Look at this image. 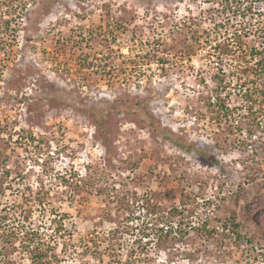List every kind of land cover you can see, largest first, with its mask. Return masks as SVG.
I'll list each match as a JSON object with an SVG mask.
<instances>
[{
  "label": "rangeland",
  "instance_id": "obj_1",
  "mask_svg": "<svg viewBox=\"0 0 264 264\" xmlns=\"http://www.w3.org/2000/svg\"><path fill=\"white\" fill-rule=\"evenodd\" d=\"M222 1L0 0V173H23L34 188L44 182L46 213L65 214L70 231L46 227L56 239L52 264H264V52L208 55L235 29L264 51V0L247 15ZM245 58L253 69L242 72L235 64ZM226 82L228 117L210 104ZM50 83L73 104L146 102L195 148L153 133L133 108L116 114L109 157L87 116L41 99ZM24 96L41 101L42 116ZM176 206L183 213L162 222ZM233 215L239 243L213 231ZM113 228L118 238L108 243ZM4 252L0 264H32Z\"/></svg>",
  "mask_w": 264,
  "mask_h": 264
},
{
  "label": "trees",
  "instance_id": "obj_2",
  "mask_svg": "<svg viewBox=\"0 0 264 264\" xmlns=\"http://www.w3.org/2000/svg\"><path fill=\"white\" fill-rule=\"evenodd\" d=\"M245 1L247 3L245 4ZM224 7L228 10H232L236 15L252 13L255 10L253 0H224L222 1ZM215 22V25H218ZM249 33V32H248ZM248 33H240L238 29H235L232 35L225 36L223 40H216L214 44H210L209 57L217 55V58H223L225 56L239 58L241 52L246 50L249 55L252 52L259 51L263 54V50L258 49L255 45H247L242 41L243 36H248ZM232 36V37H231ZM236 40V41H235ZM239 42V44H237ZM212 50V51H211ZM246 51H244L246 53ZM246 64L236 63L237 69L240 71H249L253 69V66L248 63L245 58ZM243 62V61H241ZM219 64V61H217ZM260 70H264V65L261 66ZM50 87L44 89V97L41 99L46 100L49 104H58L62 106H73L78 112L87 116L96 127L99 138L105 147L107 156H113L114 150V133H115V119L116 114L122 112H130V109L136 108L137 113L141 116V120L145 123L153 133L162 135L166 139L175 142L178 146L184 149L195 148L192 142L182 141L180 137H176L175 133L168 128H165L154 113L151 111L149 105L146 102H139L135 100L126 101L123 104L121 99L113 100H101L95 103H81L74 98V104L69 101V98L63 94L61 88L54 86L50 83ZM227 82L222 84L218 83V86L213 89L215 95L211 98L210 104L219 106L218 113L223 116H230L233 114V109L226 105L222 98V90L227 88ZM243 86V84H242ZM254 90L250 87H243V96L245 100H253ZM81 100V99H80ZM19 102H25L27 110L32 113L36 109L33 117L42 116L43 106L39 100H31V97L24 96ZM2 124V123H1ZM4 128L0 125V129ZM32 140H36L34 135H31ZM19 139H16L17 142ZM185 140V139H184ZM198 152H204L208 156V160L216 162L215 158L208 155L202 148H196ZM64 179V178H63ZM23 173H16L13 175V171L10 168H6L0 173V250L3 252L5 257H8L4 251L10 247L12 250H18L21 254H26L32 264H52L54 260H58L56 254L50 255L53 243H56V239L53 241L49 237H46V227L54 225L56 233L59 235L64 234L66 231H70L67 228V222L64 213L52 206L49 215L46 213L47 203L52 198L50 189L42 182L37 188L25 181ZM7 190L10 195L19 197L13 201H5L1 198L6 196ZM174 196V195H173ZM186 200L182 199V204L185 205ZM185 210V209H184ZM182 207H173L169 209V215H166L161 220L162 222H171V217L182 214ZM44 219H40V217ZM50 221H46V220ZM166 220V221H165ZM240 223L237 221L236 215L231 216L228 220L222 223L220 226L213 229L214 232L221 233L225 238L230 237L235 239L238 243L243 239L242 232L240 231ZM118 230L113 228L110 230V238L108 243H113L118 238L116 233ZM169 232V228L167 229ZM71 233V232H69ZM73 236V234H70ZM94 240V239H93ZM89 239L88 241H93ZM97 244V242H96Z\"/></svg>",
  "mask_w": 264,
  "mask_h": 264
}]
</instances>
